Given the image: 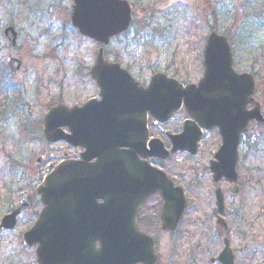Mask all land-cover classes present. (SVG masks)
Returning a JSON list of instances; mask_svg holds the SVG:
<instances>
[{
  "label": "rangeland",
  "instance_id": "374dc122",
  "mask_svg": "<svg viewBox=\"0 0 264 264\" xmlns=\"http://www.w3.org/2000/svg\"><path fill=\"white\" fill-rule=\"evenodd\" d=\"M126 1L132 23L104 48L110 61L142 84L156 72L196 83L203 72L205 39L214 31L229 39L233 69L253 74L254 97L264 109V0ZM72 5V0H0V219L20 198L30 202L14 229H0V264H35L34 247H25L21 239L42 208L35 190L63 155L78 152L65 142L48 144L41 135V120L50 105H80L94 92L87 73L99 45L71 26ZM6 26L18 35L11 51L21 62L16 74L6 67ZM186 118L181 109L164 124L165 130L179 132ZM154 137L169 146L160 131L155 130ZM219 144V134L212 129L202 134L195 155L181 151L168 160L153 159L154 166L183 188L188 201L174 234L148 228L156 237L159 264H211L224 234L234 264H264V125L254 124L238 146L239 192L231 194L224 180L218 184L226 206L225 231L215 224L217 185L208 170ZM39 157L42 163L36 161ZM152 204L157 205L156 198Z\"/></svg>",
  "mask_w": 264,
  "mask_h": 264
},
{
  "label": "water",
  "instance_id": "95a60500",
  "mask_svg": "<svg viewBox=\"0 0 264 264\" xmlns=\"http://www.w3.org/2000/svg\"><path fill=\"white\" fill-rule=\"evenodd\" d=\"M71 25L83 36L106 45L113 36L125 31L131 20L130 5L124 0H73ZM7 48L16 43L12 27L4 29ZM8 68L16 73L20 63L8 54ZM203 75L197 84L183 85L162 73L151 76L146 87L141 86L118 63L106 60L100 48L89 73L100 89V100H91L81 107H51L43 118L42 134L47 142L64 140L85 147L79 161H63L54 167L36 188L43 209L30 229L22 234L27 247H35L36 264H157L152 239L139 231L135 218L141 204L154 192H159L163 204L161 228L172 231L178 225L187 201L180 187H174L166 175L153 167L136 163V174L129 176L132 191L125 206H118L121 167L126 162L120 146H129L132 154L165 159L177 150L196 153L202 130L217 127L221 143L209 162L214 183L222 178L233 183L230 192H238L237 156L241 135L251 122L264 123L261 105L254 99L256 83L250 73H236L227 39L212 31L203 50ZM251 106L248 109V106ZM183 107L189 119L182 132L168 135L172 147L165 151L157 140L146 146L145 117L149 113L163 122ZM88 120L87 122H84ZM70 128L64 134L60 127ZM95 158L93 163L89 161ZM42 159H37L41 163ZM105 190V204L99 208L88 201L93 190ZM215 208L224 212V197L220 188L214 190ZM72 201H86L90 209L83 216ZM124 204V203H123ZM20 208L2 217L0 228L11 230L16 225ZM74 206V207H73ZM75 209L72 212L71 209ZM74 213H76L74 215ZM87 222L84 230L79 222ZM217 224L226 228L219 217ZM74 233L85 234L79 245ZM98 242V247H96ZM80 246L82 248H80ZM220 264H233L228 240L217 257Z\"/></svg>",
  "mask_w": 264,
  "mask_h": 264
},
{
  "label": "flooded vegetation",
  "instance_id": "af4514ba",
  "mask_svg": "<svg viewBox=\"0 0 264 264\" xmlns=\"http://www.w3.org/2000/svg\"><path fill=\"white\" fill-rule=\"evenodd\" d=\"M92 85V83H91ZM93 88V94H91L86 101L92 99V98H96L98 99V94H99V90L98 88H96L94 85H92ZM146 125H147V129H148V133H149V138H154V131H160V133L165 134L163 131H161L159 128H157L154 124V121L148 116L146 119ZM164 128V127H163ZM70 130V129H68ZM165 130V128H164ZM72 148H76L78 149L77 155L75 156H70L68 155V157L70 159L75 160H79L80 159V155L82 154V151H84L85 147H81V146H70ZM127 146H120V154H122V151H127ZM125 160L126 164L124 167H121V180L119 183V198H118V206H125L128 203V196L133 193L132 191V187H133V183L130 179H128L129 176H134L135 174L131 175V172H134L135 166L132 164L131 166L129 165V161H130V156H125L122 157ZM137 160V159H136ZM94 161V159H92L90 162ZM153 159H149L148 162L150 164L153 165ZM99 189L100 190H93L94 191V195H91L88 193L89 196H94V199L92 200L90 197H88V199H86L88 201V203L92 202L93 206H97L99 208L103 207V204H105V196H106V192L105 190H101V184H99ZM156 198L157 199V205L153 206L152 204V200ZM160 196L156 193L153 194L151 196H149L147 198V200L141 205L140 209L137 212V217H136V222L137 225L140 229H142V231H144L145 233L149 234L150 230H148V228L150 227H158L159 224H157L156 222V216H157V212H155L154 210H159V214H158V218L160 215V205L161 202L159 201ZM72 203L76 206V211H78L77 213L81 214L83 216V218L85 217V215L87 214V211L90 209V204L86 203V201H72ZM124 203V204H123ZM74 207V206H73ZM72 212H75V209H71ZM76 213H74L75 215ZM84 221V219H83ZM81 228L87 229L89 227V224H87V222H79ZM164 234V233H163ZM168 234V233H167ZM85 234H80V233H74L72 235L73 240H76L77 244H81L83 241ZM96 246H98V242L96 243ZM80 248H82L80 246Z\"/></svg>",
  "mask_w": 264,
  "mask_h": 264
}]
</instances>
